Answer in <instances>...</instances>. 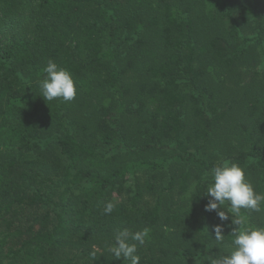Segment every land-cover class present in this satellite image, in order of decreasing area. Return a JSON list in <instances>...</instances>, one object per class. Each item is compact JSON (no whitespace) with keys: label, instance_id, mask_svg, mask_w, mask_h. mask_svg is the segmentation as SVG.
Returning a JSON list of instances; mask_svg holds the SVG:
<instances>
[{"label":"trees","instance_id":"obj_1","mask_svg":"<svg viewBox=\"0 0 264 264\" xmlns=\"http://www.w3.org/2000/svg\"><path fill=\"white\" fill-rule=\"evenodd\" d=\"M48 59L74 100L40 96ZM260 75L264 0H0V264H128L107 251L125 228L148 229L140 264L227 254L201 177L228 160L264 193Z\"/></svg>","mask_w":264,"mask_h":264},{"label":"clouds","instance_id":"obj_2","mask_svg":"<svg viewBox=\"0 0 264 264\" xmlns=\"http://www.w3.org/2000/svg\"><path fill=\"white\" fill-rule=\"evenodd\" d=\"M43 72L45 75L39 81L40 96L46 101L62 99L70 102L75 99L77 89L67 69L48 59ZM201 180L207 182V189L201 194L206 193L209 196L205 211H215L221 221L230 219L234 226L231 230V250L218 258L209 257L208 264H264V227L251 225L247 215L241 211H261L264 206V193L255 191L252 183L246 179L244 169L228 160L217 161L210 172L202 175ZM198 191L199 183L192 186L190 195ZM226 202L230 211H225L222 207ZM114 207L112 202H106L103 214H111ZM223 227L222 224L213 226L215 240L224 239ZM147 235L148 229L136 232L122 229L115 235L114 243L107 246V251L117 259L128 261V264H140L137 249L144 244ZM90 255L95 259L94 252Z\"/></svg>","mask_w":264,"mask_h":264},{"label":"rangeland","instance_id":"obj_3","mask_svg":"<svg viewBox=\"0 0 264 264\" xmlns=\"http://www.w3.org/2000/svg\"><path fill=\"white\" fill-rule=\"evenodd\" d=\"M264 79V76L263 75H260L259 77H257L255 80V83H261V80ZM245 79L242 80V83H244ZM252 83V82H250ZM238 119V116H235V119ZM233 117H228L226 120L227 122H225L226 120H224L223 122V127L227 128L228 132L226 134H228V139L224 142V144L226 142H228V144H230L231 146V151H234V150H239L241 148H245L246 146L244 144H242V142L240 140H237L235 138L236 134H234L232 132V124L235 122L237 123V120H235ZM234 123V124H235ZM238 124V123H237ZM231 130V131H230ZM217 144V143H216ZM223 144V145H224ZM223 145H222V148H223ZM264 149V148H263ZM206 150H207V153H206V156L210 157L211 159H214V158H217L220 156V152L221 151V147H215L214 145H212L211 147L210 146H207L206 147ZM223 154V153H222Z\"/></svg>","mask_w":264,"mask_h":264}]
</instances>
